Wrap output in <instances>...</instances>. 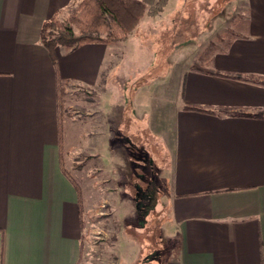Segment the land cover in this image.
I'll use <instances>...</instances> for the list:
<instances>
[{
  "label": "crops",
  "instance_id": "0c3cea01",
  "mask_svg": "<svg viewBox=\"0 0 264 264\" xmlns=\"http://www.w3.org/2000/svg\"><path fill=\"white\" fill-rule=\"evenodd\" d=\"M76 1L0 0V264H80L85 215L66 174L76 149L73 121L64 117L61 125L59 85L92 89L110 82L112 92L107 86L99 101L104 131H86L82 150L114 168L120 183L121 163L146 166L134 164L133 140L123 143L125 128L156 137L160 152L146 150L145 156L158 158L168 188L174 242L165 264H264V0H237L247 27L215 56L212 73L188 65L173 75L168 63L160 80L144 84V110L132 102L131 122L121 113L116 124L109 106H117L119 95L122 108L127 100L124 82L106 79L116 67L115 46H59L54 64L41 41L44 23L61 18ZM141 1L153 6L158 0ZM184 1L169 0L165 11ZM155 90L164 104L157 123L149 112ZM188 104L213 113L185 110ZM161 121L164 129H155ZM135 242L127 243L133 251L126 264H161L157 255H144V247L137 252Z\"/></svg>",
  "mask_w": 264,
  "mask_h": 264
},
{
  "label": "rangeland",
  "instance_id": "374dc122",
  "mask_svg": "<svg viewBox=\"0 0 264 264\" xmlns=\"http://www.w3.org/2000/svg\"><path fill=\"white\" fill-rule=\"evenodd\" d=\"M82 1L77 0L74 6L59 18L63 25L68 24ZM184 3L182 2L176 11L173 7L167 12L165 7L159 16L147 20L145 18L148 16L143 18L126 40L110 44L115 46L118 54L116 67L112 66L106 71V79L108 81L110 76H118L121 84H125L123 94L127 100L122 108L123 99L119 95L118 100L114 102L120 101L117 106H109L111 109H108V113H114L112 121L115 124L120 122L121 113L124 114L125 120L131 122L129 116L132 102H136V110H144L141 107L147 102L145 89L148 88L143 89L144 84L160 80L164 69L168 68V63L172 65L170 74L173 75L180 71L181 67L189 65L192 68L199 65L201 55L212 43L223 50L220 38L239 35L246 26V12L242 2L238 3L237 0H187V4ZM173 11L176 13L171 15ZM75 32L79 34L76 27ZM198 67L205 72L214 71L213 67L206 65ZM107 86L92 89L71 87L65 90V117H69V122L73 121L71 141L76 149L73 154L74 167H68V170L80 187L85 215L84 247L80 264H122V258L125 264L130 262L133 249L129 246L127 248V243L130 245L132 238L136 241L137 252L144 247V255H157L160 263L165 264L172 255L174 242L168 233L173 231V227L166 216L168 188L156 166L158 158L153 162L152 158L145 156L146 150L154 149L156 154L160 152L161 144L156 137L147 134L142 128L137 134L134 133L135 135L127 129L129 127L125 128L123 143L125 145L128 140H133V157L136 159L134 164L143 166L144 162L146 166L132 168L126 163H121L118 168L122 174L120 183L117 182L118 178L114 179V168L103 167L104 162L82 150L85 140L88 139L86 131L90 128H96L92 129V133L104 131L99 128L104 122L100 119L99 101L103 89L107 88L112 92L113 84L110 82ZM138 90L139 97L135 95ZM159 93L160 90H155L149 95V112L151 119H155L156 123L158 111L164 106ZM162 122L155 129H164ZM127 146L130 144L127 143ZM115 177H118V173ZM125 191L127 193H124ZM128 233L129 242L125 236ZM122 254L128 255L127 259L122 257ZM175 263V260H170L168 264Z\"/></svg>",
  "mask_w": 264,
  "mask_h": 264
},
{
  "label": "trees",
  "instance_id": "16d2710c",
  "mask_svg": "<svg viewBox=\"0 0 264 264\" xmlns=\"http://www.w3.org/2000/svg\"><path fill=\"white\" fill-rule=\"evenodd\" d=\"M169 0H158L153 6H148L141 0H83L77 10L72 14L67 25H63L58 16L46 21L41 32V41L48 50L54 64L57 63L56 50L59 46L66 49H73L78 46L90 43L113 44L126 40L140 25L145 17H156L162 14ZM243 31L247 27L245 21ZM75 27L79 34L75 32ZM237 35L221 37L219 41L223 43V50H227ZM215 43H212L200 57L201 63L194 65L192 70H200L198 66L213 67L215 56L223 51ZM201 72H205L200 70ZM65 87L59 85V115L61 125L65 115H67L65 97ZM185 110L213 113L212 111L196 106L186 105ZM244 115V114H242ZM251 117V115H244ZM261 114L255 117H261ZM66 172V171H65ZM69 179L74 183L81 194L79 185L73 177L67 173Z\"/></svg>",
  "mask_w": 264,
  "mask_h": 264
},
{
  "label": "built area",
  "instance_id": "2783aa9c",
  "mask_svg": "<svg viewBox=\"0 0 264 264\" xmlns=\"http://www.w3.org/2000/svg\"><path fill=\"white\" fill-rule=\"evenodd\" d=\"M175 264H178V263H175Z\"/></svg>",
  "mask_w": 264,
  "mask_h": 264
}]
</instances>
